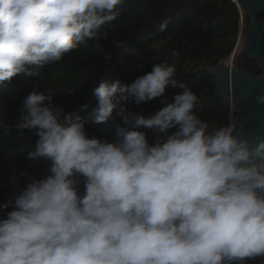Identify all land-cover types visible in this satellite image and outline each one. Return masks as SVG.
I'll return each mask as SVG.
<instances>
[{"label": "clouds", "instance_id": "1", "mask_svg": "<svg viewBox=\"0 0 264 264\" xmlns=\"http://www.w3.org/2000/svg\"><path fill=\"white\" fill-rule=\"evenodd\" d=\"M126 10V0H0V82L38 76ZM168 21L159 30L167 28ZM148 33L142 40L148 39ZM117 46H123L118 42ZM155 63L131 83L102 80L93 122L113 115L112 142L89 138L80 115L33 90L13 127L38 139L28 159L49 163L0 205V264H246L264 258V136L234 135L195 111L198 96ZM179 88L145 117L122 102H148ZM264 104V94L255 97ZM47 102V103H45ZM87 109L88 105L81 106ZM154 133L149 143L147 133ZM83 182V192L79 185Z\"/></svg>", "mask_w": 264, "mask_h": 264}, {"label": "trees", "instance_id": "2", "mask_svg": "<svg viewBox=\"0 0 264 264\" xmlns=\"http://www.w3.org/2000/svg\"><path fill=\"white\" fill-rule=\"evenodd\" d=\"M240 13L232 0H126V10L113 22L101 28L99 39L84 40L61 61L33 67L38 76L18 74L10 81L0 82V205L12 201L29 178L39 179L49 174V163L28 159L38 137L32 130L19 136L13 124L19 116L22 100L33 90L53 91V104L65 113L80 115L89 138L112 142L115 129L123 126L113 115L105 123L93 122L92 108L97 99L94 89L102 80L131 83L152 70L155 63L174 64L175 78L189 87L199 98L195 110L201 119L213 126L228 123L229 106L214 95V79L206 73L193 74L204 64L216 65L228 58L239 33ZM168 21L164 31L159 26ZM248 23V19H245ZM153 33L146 40L141 38ZM122 42L123 46H117ZM108 66L105 73L99 72ZM235 66L247 74L260 75L254 60L240 55ZM179 88L169 87L162 97L148 102H122L127 110L148 117L173 101ZM47 103V102H45ZM87 104L88 108L81 106ZM147 133L149 143L154 133ZM83 192V182L79 185ZM8 209H0V218ZM246 264H264V258Z\"/></svg>", "mask_w": 264, "mask_h": 264}, {"label": "water", "instance_id": "3", "mask_svg": "<svg viewBox=\"0 0 264 264\" xmlns=\"http://www.w3.org/2000/svg\"><path fill=\"white\" fill-rule=\"evenodd\" d=\"M242 16L248 19L241 49L233 48L231 64H204L193 72L211 76L215 82L214 95L223 104L234 105L236 120L234 135L239 138L254 139L264 136V104H258L256 95L264 94V0H232ZM244 55L254 60L261 74H247L243 70L233 68V63ZM108 66L101 73L107 71Z\"/></svg>", "mask_w": 264, "mask_h": 264}, {"label": "rangeland", "instance_id": "4", "mask_svg": "<svg viewBox=\"0 0 264 264\" xmlns=\"http://www.w3.org/2000/svg\"><path fill=\"white\" fill-rule=\"evenodd\" d=\"M246 17H243V25H242V27H241V32H240V30H239V33H238V36H237V39H236V42H235V46H236V44H237V42H241L240 41V39H242L243 40V35H244V33H245V30H246V28H247V25H248V23L246 22ZM239 22H240V17H239ZM239 27H240V25H239ZM239 37H240V39H239ZM234 46V47H235ZM238 52V51H237ZM232 56V53H231V55L228 57V58H226V59H229L230 57ZM226 59H224L225 61H226ZM224 60H222V61H224ZM238 60L236 59V61L233 63V68H237L236 66H235V64H236V62H237ZM229 112H230V109H229ZM228 117H229V115H228Z\"/></svg>", "mask_w": 264, "mask_h": 264}, {"label": "bare ground", "instance_id": "5", "mask_svg": "<svg viewBox=\"0 0 264 264\" xmlns=\"http://www.w3.org/2000/svg\"><path fill=\"white\" fill-rule=\"evenodd\" d=\"M241 12H242V9H241ZM243 13V12H242ZM243 15V14H242ZM240 39V37H239ZM241 42H237L236 44V50L239 51L241 49V44L243 42L242 39H240ZM222 64H227V66H229L231 64V57L229 59H226V61H222Z\"/></svg>", "mask_w": 264, "mask_h": 264}, {"label": "built area", "instance_id": "6", "mask_svg": "<svg viewBox=\"0 0 264 264\" xmlns=\"http://www.w3.org/2000/svg\"><path fill=\"white\" fill-rule=\"evenodd\" d=\"M239 11V10H238ZM239 13H240V22H239V25H240V27H239V30H240V32H241V27H242V25H243V16H242V13L239 11Z\"/></svg>", "mask_w": 264, "mask_h": 264}]
</instances>
